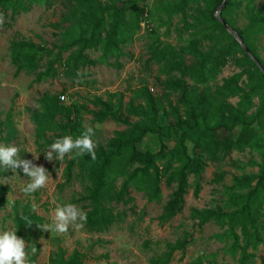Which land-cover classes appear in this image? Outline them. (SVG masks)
<instances>
[{
  "label": "trees",
  "instance_id": "16d2710c",
  "mask_svg": "<svg viewBox=\"0 0 264 264\" xmlns=\"http://www.w3.org/2000/svg\"><path fill=\"white\" fill-rule=\"evenodd\" d=\"M20 2L21 0H0V5L12 7L16 13L18 8L25 10ZM61 2L65 11L53 28L59 31L64 40L63 51L76 48L63 65L67 67L66 77L75 75L79 67L95 65L94 61L84 55L85 52L99 51L103 60L108 56L118 58L121 47L130 43L132 37L141 31L145 11L147 23L144 30L152 31L148 20L149 8H139L145 0ZM221 3L222 0L156 1V9L162 10L168 19L176 14L183 16L186 9L194 7L196 24H204L207 30L205 37L211 42L207 49L202 48L200 41L194 39L178 50L157 52L154 49L151 52L149 62H165L164 72L169 77L162 83V88L167 92L166 98H174V103L166 100V106H163L146 86L135 93L142 104H135L133 101L124 104L122 96L117 94L108 95L105 101L94 98L89 102L94 108L91 112L94 123L112 121L123 129L117 131L105 145L94 144V159L88 154H68L62 161L56 162L58 168L64 164L63 183L57 189L70 185L75 168L87 176L90 183L89 194L74 199V204L80 205L87 213V221L83 227L87 232L103 234L117 224L120 216L114 213V209L133 203L131 191L142 194L147 203H160L162 184L171 189V194L157 220L160 224H166L183 210L184 197L189 188L188 178L202 173L204 154L211 161H218L224 160L233 151H264V143L260 142L258 135L264 130V77L216 20L214 14ZM233 12H237L245 21L242 28L235 27L234 21L226 18V15ZM220 17L237 33L264 70V62L260 60L256 47L264 38V6H257L253 0L236 3L227 0ZM70 26L79 30V36L74 40L67 39L68 34L64 29ZM9 52L11 64L15 68L14 76L21 73L32 74L36 82L51 78L57 65L61 64L62 52L48 60L52 51L43 55L39 47L31 42H13ZM185 57H190L192 62L186 63ZM43 60H46L47 67L45 71L37 72ZM229 61L233 62L238 72L214 90L207 87V83ZM185 79L203 86L202 91L198 93L196 89L189 90ZM230 98L239 99L238 107L227 103ZM253 98H257L259 103L255 111L248 114ZM42 109L43 113L32 117L37 152H45L59 137L70 135L77 138L83 133L76 106L64 107L58 98L47 96L43 99ZM159 112L162 113L161 116ZM12 113V109L0 113V146H11L16 140L17 131ZM130 118L137 121L131 123ZM235 130V140H220L218 137L220 131L232 133ZM148 137L157 140L159 149L156 152L138 149V145ZM166 144H171L172 148L168 150ZM20 170L18 168L16 172ZM9 174L10 170L6 172L0 169V177L6 178ZM231 182V189L237 192L232 198L231 212H225L221 208L200 211L192 209L190 219L197 221L200 226L209 223L226 226L227 230L220 238H229L232 248L240 251L236 264H251L253 255L248 250L254 252L262 243L259 224L264 207V164L257 174L233 176ZM7 191L6 187L0 185V212L7 203ZM12 211L13 231L29 243L25 248L26 264H38L40 247L37 241L44 235V230L39 227L44 224V219L33 211L29 203L17 201ZM34 229H37L35 237L31 235ZM236 231L240 232L243 245L240 244ZM187 244L188 240L185 238L174 245H166V251L161 256L153 257L150 264H170L172 255L177 251L183 257ZM86 258L87 255L77 249L65 257V251L58 248L57 252L50 255L47 264H83Z\"/></svg>",
  "mask_w": 264,
  "mask_h": 264
},
{
  "label": "rangeland",
  "instance_id": "374dc122",
  "mask_svg": "<svg viewBox=\"0 0 264 264\" xmlns=\"http://www.w3.org/2000/svg\"><path fill=\"white\" fill-rule=\"evenodd\" d=\"M156 1L145 0L144 4L139 5L140 9L149 8L148 20L152 31L142 28L132 37L130 43L121 47V55L118 58L108 56L103 60L99 51L85 52L84 55L94 61L95 65L79 67L72 77H66L67 67L63 65L76 48L63 51L64 40L59 35V31L53 28V25L59 23L65 11L61 0H21L20 3L25 10L18 8L16 13L12 7L0 5V113H6L9 109L13 111L17 137L11 146L19 149L18 155L22 159L32 161L36 166L44 167L50 175L48 183L31 195L22 191L28 182L22 169L15 173L10 170L6 178L0 177V185L8 190L5 196L7 203L0 212V231H13L12 209L17 201L29 203L31 206L37 205L34 212L43 218L46 224L51 223L53 210L57 205L74 204V199L89 194L90 183L87 181V176L77 168L73 170V180L70 185L57 189V186L63 183L64 164L58 168L56 166L58 160L48 161L45 159V152L36 150L32 117L43 113L44 97H56L64 107L76 106L80 114L81 130L93 128V143L101 145H105L117 131L123 128L112 121L103 124L93 122L91 112L94 108L89 102L94 98L105 101L108 95L117 94L122 96L124 104L130 101L142 104L135 93L146 86L163 106H166V100L174 103V98H166L167 92L162 88V83L169 77L164 72L165 62L164 64L149 62L151 52L154 49H157V52L168 49L178 50L194 39L200 41L202 48L207 49L211 42L205 37L207 30L204 24L200 22L196 24L194 7L186 9L183 16L176 14L168 19L162 10L156 9ZM241 1L228 0L231 3ZM253 2L257 6H264V0H253ZM226 18L234 21L237 28H242L245 24L237 12L226 15ZM64 29L69 40L79 36L76 27L70 26ZM13 42H31L39 47L43 55L52 51L53 54L48 60L53 59L58 52H62L61 64L57 65L51 78L40 82H36L32 74L21 73L15 77V68L11 64L9 52L10 44ZM256 47L260 60L264 62V38L256 44ZM185 62L191 63L192 59L185 57ZM46 64V60H43L37 72L45 71ZM237 72L233 62L229 61L207 83V87L214 90ZM173 76L179 75L173 74ZM185 81L189 90L196 89L198 93L202 91L203 86L198 83L189 79ZM60 96H65V100L61 101ZM238 102L237 98H230L227 101L234 107H238ZM258 103L257 98L252 99V108L248 114L255 111ZM161 115L162 113L159 112V116ZM136 121L130 118L131 123ZM236 132V130L232 133L220 131L218 137L220 140L225 138L235 140ZM258 135L260 142L264 143V130ZM166 147L170 150L172 145L166 144ZM138 149L156 152L159 145L155 138L148 137L138 145ZM203 164L204 169L201 174L188 178L189 188L184 197L183 210L170 222L160 224L157 219L171 194V189L166 188L164 184L161 185L162 201L158 204L147 203L142 194L131 191L133 203L127 207L118 206L114 209V213L119 214L120 221L106 233H89L84 228L73 227L62 234L44 231L43 237L37 241L40 247L38 264H47L50 255L57 252L58 248L65 251V257L75 249L84 252L87 258L83 264H150L153 257L161 256L166 251V245H174L185 238L188 244L185 246L184 256L182 257L180 251L175 252L170 264H236L240 258V251L232 248V241L229 238H220L227 227L214 223L200 226L197 221L190 219V211L221 208L225 212H231L232 198L237 195V192L231 189V178L257 174L260 166L264 164V151L249 149L241 153L233 151L227 158L218 161H211L204 154ZM76 206L82 209L80 205ZM259 225L262 243L256 251L248 250V253L253 255L251 264H264V207ZM236 233L240 237V244L243 245L240 232L236 231ZM31 235L35 237L37 229L32 230ZM24 241L26 248L29 243Z\"/></svg>",
  "mask_w": 264,
  "mask_h": 264
},
{
  "label": "clouds",
  "instance_id": "9594fccd",
  "mask_svg": "<svg viewBox=\"0 0 264 264\" xmlns=\"http://www.w3.org/2000/svg\"><path fill=\"white\" fill-rule=\"evenodd\" d=\"M93 135V128L88 127L77 138L70 135L59 137L45 150V159L62 161L68 154L76 156L88 154L94 159ZM18 152L19 149L15 146H0V169L6 172L11 170L13 173L18 168L22 169L23 174L28 178L22 191L31 195L48 183L50 175L44 167L36 166L32 161L22 159ZM36 207L37 205H32L33 211L36 210ZM24 219L27 220V217ZM86 221L87 213L84 210L74 204H64L54 208L51 223L39 227L46 232L62 234L66 233L70 227L83 228ZM0 264H26L25 241L17 236L16 231H0Z\"/></svg>",
  "mask_w": 264,
  "mask_h": 264
},
{
  "label": "water",
  "instance_id": "95a60500",
  "mask_svg": "<svg viewBox=\"0 0 264 264\" xmlns=\"http://www.w3.org/2000/svg\"><path fill=\"white\" fill-rule=\"evenodd\" d=\"M227 4V0H222L221 5L216 9L215 11V18L216 20L224 27L226 32L233 37V39L239 44L241 50L244 52V54L252 61V63L255 65V67L258 69V71L263 75L264 77V70L261 67V65L257 62V60L253 57V55L249 52V50L244 46L241 38L237 35V33L229 27L220 17L222 9Z\"/></svg>",
  "mask_w": 264,
  "mask_h": 264
},
{
  "label": "built area",
  "instance_id": "2783aa9c",
  "mask_svg": "<svg viewBox=\"0 0 264 264\" xmlns=\"http://www.w3.org/2000/svg\"><path fill=\"white\" fill-rule=\"evenodd\" d=\"M146 17H147V11H145V14H144V20H143V22L141 23V29H142V28H143V29L146 28V23H147V21L145 20ZM61 97H63V99H61ZM59 99H60L61 101H64V100H65V96H60Z\"/></svg>",
  "mask_w": 264,
  "mask_h": 264
}]
</instances>
